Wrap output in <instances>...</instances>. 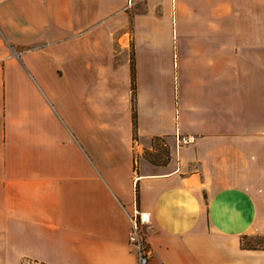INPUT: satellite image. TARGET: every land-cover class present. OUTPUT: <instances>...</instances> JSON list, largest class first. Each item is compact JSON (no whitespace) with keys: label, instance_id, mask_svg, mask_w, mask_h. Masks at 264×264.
<instances>
[{"label":"crops","instance_id":"crops-1","mask_svg":"<svg viewBox=\"0 0 264 264\" xmlns=\"http://www.w3.org/2000/svg\"><path fill=\"white\" fill-rule=\"evenodd\" d=\"M136 208L149 264H264V0H0V264H137Z\"/></svg>","mask_w":264,"mask_h":264},{"label":"built area","instance_id":"built-area-1","mask_svg":"<svg viewBox=\"0 0 264 264\" xmlns=\"http://www.w3.org/2000/svg\"><path fill=\"white\" fill-rule=\"evenodd\" d=\"M195 139L196 138L193 135H179L176 139V142L179 146L190 145L195 142ZM129 218L131 221V228L128 239L129 244L132 246L137 256V264H149L153 252L148 242L146 230L152 223V216L150 212L136 208L134 209L133 213L129 216ZM28 264L42 263L31 260Z\"/></svg>","mask_w":264,"mask_h":264},{"label":"trees","instance_id":"trees-1","mask_svg":"<svg viewBox=\"0 0 264 264\" xmlns=\"http://www.w3.org/2000/svg\"><path fill=\"white\" fill-rule=\"evenodd\" d=\"M135 99H136V83H135V70L132 65V109H133V126H134V131L135 135L136 134V128H137V113H136V104H135ZM259 241L254 243L253 238L248 237V236H243L242 237V246L248 249H264V238L261 236H256ZM262 240V241H261Z\"/></svg>","mask_w":264,"mask_h":264},{"label":"rangeland","instance_id":"rangeland-1","mask_svg":"<svg viewBox=\"0 0 264 264\" xmlns=\"http://www.w3.org/2000/svg\"><path fill=\"white\" fill-rule=\"evenodd\" d=\"M131 26V25H130ZM131 54H132V47H131ZM180 136H183V135H192V134H179ZM178 135V136H179ZM177 136V137H178ZM193 136H195V138L197 139V137H196V135H193ZM176 137V138H177ZM196 139H195V142H196ZM194 142V143H195ZM177 143V142H176ZM193 143V144H194ZM190 145H192V144H190ZM179 146V145H178ZM180 146H189V145H180ZM157 150L156 151H146L145 152V155L144 156H146V157H148V158H151V159H156V160H158V159H160V160H164V159H166L167 158V149L165 148V149H162V148H156ZM251 238H253V241H255L254 243H256L257 241H259V239L256 237V236H252ZM262 241V240H261ZM30 262V260H24V262H23V264H28Z\"/></svg>","mask_w":264,"mask_h":264}]
</instances>
